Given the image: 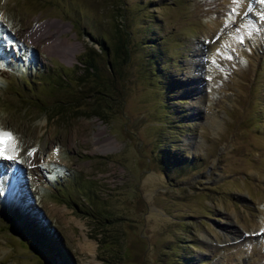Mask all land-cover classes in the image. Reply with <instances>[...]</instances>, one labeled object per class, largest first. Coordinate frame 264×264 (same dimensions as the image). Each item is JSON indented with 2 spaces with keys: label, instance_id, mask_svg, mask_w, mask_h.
Listing matches in <instances>:
<instances>
[{
  "label": "rangeland",
  "instance_id": "obj_1",
  "mask_svg": "<svg viewBox=\"0 0 264 264\" xmlns=\"http://www.w3.org/2000/svg\"><path fill=\"white\" fill-rule=\"evenodd\" d=\"M0 129V264H264V0H0Z\"/></svg>",
  "mask_w": 264,
  "mask_h": 264
},
{
  "label": "trees",
  "instance_id": "obj_2",
  "mask_svg": "<svg viewBox=\"0 0 264 264\" xmlns=\"http://www.w3.org/2000/svg\"><path fill=\"white\" fill-rule=\"evenodd\" d=\"M117 38H118V42L115 44L113 50H114L117 57L120 55V51H121L122 57H123V55L126 56V54H127L126 49L128 48L127 43L129 42L128 37H127V35H124V37L122 35H120V37H117ZM102 47L104 48L105 51H108L107 46L104 45ZM82 69H83V74L92 73L94 71L95 64H94V56L93 55L92 56L87 55V58H85L82 61ZM103 87H104V85L103 86L100 84L98 85V88L100 89L99 92L106 93L105 92L106 87L104 90L102 89ZM32 227L33 226H31L29 223H26L22 227L23 230L27 229V231H25L26 233L24 232V234L26 235L29 247H33V249L37 253H40L42 250H45V251L47 250V252L50 253V251H51L50 245H53L54 246L53 248L56 250V253L60 252V250H61V252H63V249H60V248L58 249V247L56 245H54L55 243L52 241L49 242V244H50L49 246H47L48 244H44L46 240L43 239V237L41 235L44 234V237L49 236L48 231H45L44 233L41 234L36 230L30 231L32 229ZM41 232H43V231H41ZM39 250H41V251H39ZM40 254L42 255V253H40ZM50 254H52V253H50ZM47 258H48L50 264H75L73 262V260L71 261L68 256H66V257L63 256V260L59 263H57V261H56V259H57L56 254L50 255Z\"/></svg>",
  "mask_w": 264,
  "mask_h": 264
},
{
  "label": "snow or ice",
  "instance_id": "obj_3",
  "mask_svg": "<svg viewBox=\"0 0 264 264\" xmlns=\"http://www.w3.org/2000/svg\"><path fill=\"white\" fill-rule=\"evenodd\" d=\"M16 139L12 132L0 129V158L7 160L15 159L14 153L16 152V148L14 145Z\"/></svg>",
  "mask_w": 264,
  "mask_h": 264
},
{
  "label": "bare ground",
  "instance_id": "obj_4",
  "mask_svg": "<svg viewBox=\"0 0 264 264\" xmlns=\"http://www.w3.org/2000/svg\"><path fill=\"white\" fill-rule=\"evenodd\" d=\"M34 32V31H33Z\"/></svg>",
  "mask_w": 264,
  "mask_h": 264
}]
</instances>
